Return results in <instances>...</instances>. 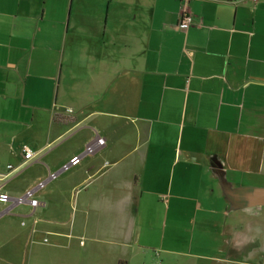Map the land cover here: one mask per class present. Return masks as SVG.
<instances>
[{
  "label": "crops",
  "instance_id": "0c3cea01",
  "mask_svg": "<svg viewBox=\"0 0 264 264\" xmlns=\"http://www.w3.org/2000/svg\"><path fill=\"white\" fill-rule=\"evenodd\" d=\"M99 1L0 0V264H264V0Z\"/></svg>",
  "mask_w": 264,
  "mask_h": 264
},
{
  "label": "built area",
  "instance_id": "2783aa9c",
  "mask_svg": "<svg viewBox=\"0 0 264 264\" xmlns=\"http://www.w3.org/2000/svg\"><path fill=\"white\" fill-rule=\"evenodd\" d=\"M256 1V0H254ZM192 22V14L191 11L189 9V7L187 5H184L182 7V15H181V20L179 23V28L183 29V30H187L189 28V26L191 25ZM68 112H72V109H67ZM104 144V139L101 137H98L95 141V143L91 142L89 144L86 145L85 148V153H95L97 151V149L99 147H101ZM23 151H24V156H25V161H31L33 159L36 158L37 153L32 150L31 147H29L28 145H24L23 146ZM81 161V156L77 155L74 156L73 158H71L70 162L66 165L63 166V169H67L69 168V166L71 165H76L78 163H80ZM10 168L12 167L11 165L9 166ZM57 173H50V178H54L56 177ZM44 186V181H40L35 188L29 190L24 196L17 198V200L19 199L20 201H24L25 199L30 200L31 197L33 196L34 192L36 191V189L41 188ZM11 198L9 197L8 194L6 193H0V200L1 201H8ZM34 204H36V201H32Z\"/></svg>",
  "mask_w": 264,
  "mask_h": 264
},
{
  "label": "water",
  "instance_id": "95a60500",
  "mask_svg": "<svg viewBox=\"0 0 264 264\" xmlns=\"http://www.w3.org/2000/svg\"><path fill=\"white\" fill-rule=\"evenodd\" d=\"M227 195L234 208L264 205V188H228Z\"/></svg>",
  "mask_w": 264,
  "mask_h": 264
},
{
  "label": "rangeland",
  "instance_id": "374dc122",
  "mask_svg": "<svg viewBox=\"0 0 264 264\" xmlns=\"http://www.w3.org/2000/svg\"><path fill=\"white\" fill-rule=\"evenodd\" d=\"M48 1L50 2L51 0H48ZM53 1L57 5V7H61V6H64V7L66 6L67 7V2H68V8H69L70 0H53ZM99 2H104V0H100ZM57 12H58L57 18L62 19L65 16H67L68 9H67V11L62 9L61 11L59 10Z\"/></svg>",
  "mask_w": 264,
  "mask_h": 264
}]
</instances>
